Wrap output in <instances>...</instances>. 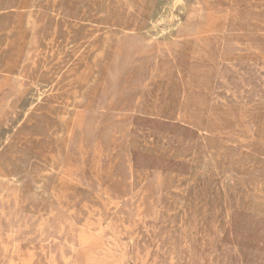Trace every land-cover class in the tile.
<instances>
[{"label": "rangeland", "instance_id": "obj_1", "mask_svg": "<svg viewBox=\"0 0 264 264\" xmlns=\"http://www.w3.org/2000/svg\"><path fill=\"white\" fill-rule=\"evenodd\" d=\"M175 1L0 0V199H13L0 234L22 230L10 264H264V100L242 87L216 102L231 135L180 113L199 46L218 57L211 92L235 67L264 98L251 48L264 43V0ZM205 11L217 25L199 36ZM160 71L162 112L141 114ZM253 99L245 145L234 128Z\"/></svg>", "mask_w": 264, "mask_h": 264}, {"label": "bare ground", "instance_id": "obj_2", "mask_svg": "<svg viewBox=\"0 0 264 264\" xmlns=\"http://www.w3.org/2000/svg\"><path fill=\"white\" fill-rule=\"evenodd\" d=\"M160 1V0H159ZM179 1L180 0H176ZM175 1V2H176ZM181 3V2H180ZM83 4V3H82ZM174 8V7H173ZM83 12V11H82ZM172 14V12H171ZM72 17V16H71ZM171 17V16H170ZM169 18V17H168ZM158 23V22H157ZM165 23V22H163ZM217 25V21L215 20L214 16H212L211 12H204L203 16L198 19L197 24L194 25V30L192 33L201 34L209 33L210 25ZM157 27V26H156ZM218 29V27L216 28ZM151 30V29H150ZM159 33L164 35L168 32L167 27H160L157 30ZM134 39V38H133ZM140 43V42H139ZM253 49V53H257L260 57H264V43H258L251 47ZM218 61V57L206 55V50L203 47H197L189 57L187 63V99H185L180 105V113L182 116V121L186 124L190 125L192 128H195L201 134H213L217 135L219 132L225 131L226 135H231V130L227 129V126H222L221 118L216 110L217 104L216 102L220 99L224 101L221 97L226 94V92L235 93L233 95L235 99H240V88L244 87V90L247 89L248 97L258 96V100L263 101L264 98L259 96V91H261L260 83L256 77H250L248 74H245L243 71L236 69L233 67L232 70V78L228 79L227 82L222 81V85H218V87H214L215 90L211 92L212 86L209 85L206 81L207 76L212 74L214 66H212L213 61ZM218 63L216 62L215 67L217 69ZM219 66V65H218ZM223 75L228 74L222 71ZM258 76V75H257ZM164 76V71L158 72L154 77L150 78L147 81L146 85L142 87V94L139 96L138 99V111L141 114L147 116H154L158 117L163 109L164 100L167 94L166 84L167 81ZM236 92H234L233 88H236ZM100 99V98H99ZM255 105H257L256 101L253 99L251 101H247V105L245 107L244 114H240L239 118L242 117V125L237 126L234 129L237 131L238 138L241 139L243 144H248L251 140V133L252 126L248 125V121L245 120L246 116L249 115L252 117V114L255 113ZM34 107V106H33ZM107 120V119H106ZM161 120V119H160ZM115 123V122H114ZM80 121L78 118L72 124L73 135L79 129ZM87 126V125H86ZM114 127V126H113ZM86 128V127H85ZM105 128V127H104ZM118 128V127H117ZM115 130V129H114ZM100 132V131H99ZM88 133V132H86ZM78 133H76V136ZM89 134V133H88ZM109 134V132H108ZM233 134V133H232ZM110 136V135H109ZM108 138V137H107ZM75 139V136H74ZM90 140V139H89ZM108 140V139H107ZM77 141V140H76ZM109 141V140H108ZM103 142V141H102ZM108 143V142H107ZM111 143V142H110ZM112 144V143H111ZM108 148V147H107ZM116 148V147H115ZM82 149L87 151L86 148ZM105 149V148H104ZM111 149V148H110ZM106 151V150H105ZM204 153V152H202ZM106 154V153H105ZM111 155V154H110ZM120 155V154H119ZM203 156V155H202ZM112 158V157H111ZM120 158V157H119ZM111 160V159H110ZM120 160V159H119ZM65 161V160H64ZM80 161V160H79ZM103 162V161H102ZM115 162V161H113ZM121 162V161H120ZM132 162V160H131ZM213 162V161H212ZM108 163V162H106ZM122 163V162H121ZM10 164V163H9ZM115 164V163H113ZM218 164V163H217ZM3 167V166H2ZM123 167V166H122ZM200 167V166H199ZM93 168V167H92ZM105 168H107L105 166ZM116 169V168H115ZM118 169V168H117ZM124 169V167H123ZM99 171V170H98ZM118 171V170H117ZM95 172V171H94ZM125 173V172H124ZM192 173V172H191ZM228 173V172H227ZM201 175V174H200ZM113 176V175H112ZM120 176V175H119ZM123 176V175H122ZM205 178V177H204ZM223 178V177H222ZM111 179V178H110ZM121 179V178H120ZM128 179V178H127ZM5 180V178H4ZM122 180V179H121ZM120 181V180H119ZM231 181V180H230ZM118 182V181H117ZM229 182V181H228ZM111 183V182H110ZM125 183V182H124ZM213 183V182H212ZM37 184V183H36ZM218 184V182H217ZM211 185V184H210ZM220 185V184H219ZM5 186V185H4ZM124 186V185H123ZM227 186V185H226ZM152 187V186H151ZM192 188V187H191ZM228 188V187H227ZM210 189V188H209ZM214 189V188H213ZM222 189V188H221ZM240 189V188H239ZM192 190V189H190ZM215 190V189H214ZM238 190V189H237ZM251 190V189H250ZM216 191V190H215ZM173 192V191H172ZM240 192V191H239ZM180 194V193H179ZM210 194V192H209ZM178 195V194H177ZM200 195V194H199ZM189 196V195H188ZM223 196V195H222ZM226 196V195H225ZM149 197V195H148ZM150 198V197H149ZM243 198V197H242ZM188 199V198H187ZM203 199V198H202ZM217 199V198H216ZM223 199V197H222ZM203 201V200H201ZM229 201V200H228ZM13 202L12 197L9 195L4 199H0V206L2 204H8L7 207L9 208V204ZM180 202V201H179ZM200 202V201H199ZM184 203V202H183ZM179 204V203H178ZM185 205V204H184ZM211 205V204H210ZM234 205V204H233ZM225 206V205H224ZM223 206V207H224ZM173 207V206H172ZM185 207V206H183ZM192 207V206H191ZM0 210V222L5 220V216L8 212ZM201 208V206H200ZM210 208V207H209ZM57 209V208H56ZM188 209V208H187ZM235 209V208H234ZM211 210V209H210ZM120 211V210H119ZM118 211V212H119ZM199 211V210H198ZM256 212V211H255ZM200 213V212H199ZM56 214V213H55ZM181 214V213H180ZM189 214V213H188ZM221 214V213H220ZM232 214V213H231ZM234 214V213H233ZM64 215V214H62ZM177 216V215H176ZM199 216V215H198ZM57 217V216H56ZM55 217V218H56ZM253 217V216H252ZM255 217V216H254ZM64 218V217H63ZM69 218V217H68ZM173 218V216H172ZM176 218V217H175ZM195 218V217H194ZM209 218V217H208ZM177 219V218H176ZM175 220V219H173ZM172 220V221H173ZM53 221V220H52ZM64 221V220H63ZM68 221V220H67ZM179 222V221H178ZM206 222V221H205ZM203 222V223H205ZM52 223V222H51ZM62 223V222H60ZM221 223V222H220ZM55 224V223H54ZM66 224V223H65ZM188 224V223H187ZM34 225V224H33ZM37 225V224H35ZM34 225V226H35ZM67 225V224H66ZM223 225V224H222ZM244 225V224H243ZM63 226V224H62ZM249 227V226H247ZM62 228V227H61ZM48 229V228H47ZM46 229V230H47ZM82 229V228H81ZM177 229V228H176ZM256 229V228H255ZM254 229V230H255ZM196 230V229H195ZM14 231V232H13ZM13 231H9L5 234H0V264H10L9 260H6V257L11 252L17 249L16 239L18 235L22 232L21 228H16ZM199 231V230H198ZM222 231V229H221ZM29 232V231H28ZM67 232V231H66ZM245 232V231H244ZM86 234V233H85ZM112 234V233H111ZM110 234V235H111ZM232 234V233H231ZM220 235V233H219ZM78 236V235H77ZM89 234H86L84 237H88ZM113 236V235H112ZM257 238V237H255ZM116 239V238H115ZM118 241V240H117ZM261 241V240H260ZM106 242V241H105ZM226 242V241H225ZM248 243V242H247ZM249 244V243H248ZM233 245V244H232ZM247 245V244H246ZM67 246V245H66ZM52 247V246H51ZM258 247V246H257ZM68 248V247H67ZM189 248V247H188ZM256 248V247H255ZM56 249V248H55ZM54 249V250H55ZM240 249V248H239ZM66 250V249H65ZM69 250V249H68ZM52 251V250H51ZM242 252V251H241ZM190 253V252H189ZM233 253V252H232ZM243 253V252H242ZM69 254V253H68ZM210 254V252H209ZM221 254V253H220ZM219 254V255H220ZM58 256V254H57ZM255 256V255H254ZM16 257V256H15ZM209 257V256H208ZM216 257V256H215ZM214 257V258H215ZM249 258V257H248ZM18 259V257H17ZM264 259V258H263ZM262 259V260H263ZM19 260V259H18ZM261 260V259H260ZM256 262V261H255ZM53 264V263H50ZM254 264V262H253Z\"/></svg>", "mask_w": 264, "mask_h": 264}]
</instances>
